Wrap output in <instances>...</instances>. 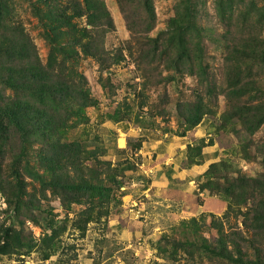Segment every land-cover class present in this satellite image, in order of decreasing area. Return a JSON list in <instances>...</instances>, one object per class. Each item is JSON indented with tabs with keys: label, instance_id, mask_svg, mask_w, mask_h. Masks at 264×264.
<instances>
[{
	"label": "rangeland",
	"instance_id": "1",
	"mask_svg": "<svg viewBox=\"0 0 264 264\" xmlns=\"http://www.w3.org/2000/svg\"><path fill=\"white\" fill-rule=\"evenodd\" d=\"M38 1L8 0L12 11L7 28L15 27L31 38L43 64L55 53L58 64L63 62L84 77L93 104L69 121L67 141L75 140L97 156L68 171L73 176L92 175L86 165L94 166L112 190L107 199L47 186L45 181L53 173L44 159L46 146L24 144L4 122L0 125V233L13 223V234L21 232L23 239L5 255L24 257L27 264H220L201 243L206 238L213 244L221 232L228 235L240 229L252 235L240 214L250 205L240 176L256 177L264 171L257 150L264 144V122L256 130L247 128L235 115V100L228 95V69L239 64L243 73L238 84L255 88L236 101L264 100V67L257 62L251 67L242 60L232 63L229 47L242 30L238 23L230 32V24L221 18L228 17L231 8L233 17L246 9V18L254 20L251 32L264 37V17L249 10L253 0H152L154 19L140 0H105L113 19L109 28L102 27L106 67L81 49L64 46L71 57L53 49L33 6ZM70 1L60 0V7ZM254 1L259 6L264 2ZM189 3L202 28L203 61L218 87L212 91L189 73L187 60L181 61L182 70H176L169 66L164 46L155 50L160 33L170 30V19ZM75 21L91 28L86 15ZM3 61L9 63L10 58ZM0 88L6 96L12 94ZM194 102L200 105L202 117L191 126L181 115ZM16 178L25 185L26 194L25 203H19L13 214L7 193L18 192ZM226 187L233 190V197ZM256 244L264 246V240ZM243 249L254 254L248 246Z\"/></svg>",
	"mask_w": 264,
	"mask_h": 264
},
{
	"label": "trees",
	"instance_id": "2",
	"mask_svg": "<svg viewBox=\"0 0 264 264\" xmlns=\"http://www.w3.org/2000/svg\"><path fill=\"white\" fill-rule=\"evenodd\" d=\"M7 1L0 0V86L12 91V94L6 96L4 89L0 88V125L4 122L9 123L26 145L39 142L46 146L47 154L44 159L48 164L47 168L53 173L50 179L45 181L47 186L60 187L62 191L83 190L93 196L99 198L104 196L103 198L108 199L112 188L94 166L89 168L86 165L92 175L73 176L68 171L70 169L74 171V168L79 166L82 168L86 158L97 156L92 149L83 148L79 142L67 141L69 121L72 117L81 115L88 105L93 104V99L85 87L84 77L75 75L71 67L64 65L63 62L58 64L54 59L55 53H52L47 64H43L32 39L23 32H18L15 27H11L12 30L7 28V16L12 11ZM59 1L39 0L33 3L36 14L43 22L45 39L53 49H59L64 57H71L64 46L74 47L93 56L101 66L106 67L108 52L102 39V27L112 25L113 19L105 0H71L70 4L62 7ZM140 1L150 18L154 19L153 1ZM38 3L44 4L46 9ZM191 9L189 3L183 10H178L177 16L170 19V30L160 33L162 36L155 40L157 47L155 50L164 46L162 50L167 55L169 66L176 70H182L181 61L187 60L190 65L189 73L197 76L208 91H212L218 87L213 86L215 84L212 82L208 65L203 61L202 28L195 21L194 11ZM231 9L228 17L222 15V21L230 24L228 28L230 32H233V27L238 23L240 26L236 27L242 30L229 47L228 55L232 63L242 60L251 63V67L256 62L264 67V37L251 32L254 20L251 17L250 20L246 18V9L234 17L232 14L235 12ZM249 10L256 11L261 19L264 17V2L259 6L257 1H251ZM85 15L91 28L75 21ZM7 57L10 58L9 63L3 61L7 60ZM242 73L239 64L228 69L230 75L228 95L235 100L233 103L235 115L240 116L238 118L247 128L255 126L253 130H256L255 128L264 122V100L250 104L237 102L239 97L255 88L248 87L246 83L238 84L240 82L238 78ZM75 76H78L79 80H76ZM259 76L262 80V75ZM185 109L182 118L187 124L196 125L202 117L200 105L196 102L189 103ZM257 150L264 163V144ZM95 163L100 165L103 162ZM63 167L67 173L66 178L62 175ZM109 167H112L110 162ZM109 174V180L110 178L113 180L114 176H111V172ZM74 177L78 181L72 180ZM16 180L15 187L18 188V192L13 195L7 193L8 204L13 214L17 213L19 203H25L23 195L26 194V187L21 179ZM240 182L242 189H246L247 192L244 196L246 205L250 204L245 206L246 210L240 214L243 216V226L247 230H252V235L249 237L243 234L241 229L228 235L221 232L220 239L215 243L212 244L204 238L201 246L204 251L217 257L220 264H264V246L256 244L258 240H264V171L256 177L241 175ZM224 190L233 197V190L229 187ZM231 208L230 206V212ZM230 212L228 211L226 216ZM13 232L12 223L0 233V254L8 253L12 245H16L18 241L23 243L21 232H16L15 235ZM187 245L190 246V243ZM247 246L254 250V256L243 249Z\"/></svg>",
	"mask_w": 264,
	"mask_h": 264
},
{
	"label": "crops",
	"instance_id": "3",
	"mask_svg": "<svg viewBox=\"0 0 264 264\" xmlns=\"http://www.w3.org/2000/svg\"><path fill=\"white\" fill-rule=\"evenodd\" d=\"M30 263L33 264L34 262H30ZM0 264H27V260L24 259V257L16 259V258H11L5 254H0Z\"/></svg>",
	"mask_w": 264,
	"mask_h": 264
},
{
	"label": "bare ground",
	"instance_id": "4",
	"mask_svg": "<svg viewBox=\"0 0 264 264\" xmlns=\"http://www.w3.org/2000/svg\"><path fill=\"white\" fill-rule=\"evenodd\" d=\"M121 143H122V144L124 143V140H123V138H121Z\"/></svg>",
	"mask_w": 264,
	"mask_h": 264
}]
</instances>
